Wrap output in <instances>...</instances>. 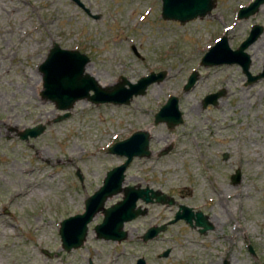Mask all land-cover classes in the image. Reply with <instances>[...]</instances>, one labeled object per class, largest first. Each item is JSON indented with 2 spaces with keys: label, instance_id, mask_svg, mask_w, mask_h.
<instances>
[{
  "label": "rangeland",
  "instance_id": "obj_1",
  "mask_svg": "<svg viewBox=\"0 0 264 264\" xmlns=\"http://www.w3.org/2000/svg\"><path fill=\"white\" fill-rule=\"evenodd\" d=\"M250 1L215 0L208 14L179 23L160 17V0H0V264H134L137 257L145 264H264V77L248 84L236 63L199 64L221 35L234 49L259 24L262 32L244 51L250 74L261 70L264 3L236 16ZM53 42L83 53L84 72L101 87L120 76L133 83L151 71L165 74L127 104L78 99L56 120L63 111L41 97L38 71ZM192 70L197 78L183 90ZM217 90L216 101L203 106ZM169 95L182 116L171 128L153 121ZM34 125L41 133L19 138ZM136 130L148 132L149 153L131 159L122 185L148 187L173 202L137 200L144 212L124 223L119 241L96 237L99 211L82 243L65 251L60 220L83 211L105 172L124 161L108 147ZM179 204L200 211L211 228L201 233L193 222H170Z\"/></svg>",
  "mask_w": 264,
  "mask_h": 264
},
{
  "label": "water",
  "instance_id": "obj_2",
  "mask_svg": "<svg viewBox=\"0 0 264 264\" xmlns=\"http://www.w3.org/2000/svg\"><path fill=\"white\" fill-rule=\"evenodd\" d=\"M214 2L215 0H161L160 16L165 20L184 23L208 14L213 8ZM263 3L264 0L250 1L246 6L238 9L237 17L245 18L252 15ZM261 32V25L254 24L250 26L247 36L234 49L228 46L226 36H221L201 56L200 65L206 67L236 63L245 75L246 83L248 84L264 77V64L258 73L250 74L248 71L250 58L244 51ZM87 62L88 58L78 50L60 48L57 43L53 42L45 58L38 65V71L41 76V97L52 102L55 108L63 111L56 116V120L65 118L68 115L67 110L78 99H87L94 104H127L132 96L143 94L150 83L160 81L165 74L164 71L150 72L145 76L139 77L133 83L120 76L117 83L105 88L101 87L93 77L84 72V66ZM196 78L197 74L193 70L187 76L183 90H188L192 87ZM220 94L221 91L219 90L206 94L202 99V105L213 104ZM153 121L155 123L163 122L167 128L182 123L176 96L169 95L167 97L165 102L154 113ZM42 129V125H34L24 128L18 135L21 139H26L28 136L35 137L41 133ZM148 140L147 131L137 130L128 137L114 142L108 148L110 153L123 156L124 161L106 171L101 185L85 198L82 212L69 215L60 220L58 235L62 249L68 251L82 243L87 232V224L99 211L102 214V218L93 227L96 237L104 240L119 241L126 236V232L123 229L124 223L144 212L139 206H136L137 200H141L144 203L171 204L173 202L170 197L160 191L152 190L148 187L122 185L124 170L131 159L148 155ZM238 179L239 171L236 169L230 175V181L233 183L234 181L237 182ZM119 192L122 194L120 200L104 207L105 200ZM178 219H182L189 225H192L193 220V225L198 227V231L201 233L211 228L206 217L200 211L193 212L186 205H178L177 211L170 222ZM164 227V224L148 227L141 235V239L146 241L153 238ZM166 254L167 251L165 250L160 256H165ZM134 264H145V260L143 257H138ZM220 264L229 263L228 260L222 259Z\"/></svg>",
  "mask_w": 264,
  "mask_h": 264
},
{
  "label": "bare ground",
  "instance_id": "obj_3",
  "mask_svg": "<svg viewBox=\"0 0 264 264\" xmlns=\"http://www.w3.org/2000/svg\"><path fill=\"white\" fill-rule=\"evenodd\" d=\"M86 66V65H85ZM84 69H85V67H84ZM87 69V68H86ZM192 103V102H191ZM195 105V104H194ZM192 107H194L193 105H192ZM195 110V109H194ZM222 191V190H221ZM223 198V197H222ZM221 198V199H222ZM217 202H219L220 204H218V205H221L222 204V202H221V200H220V198L218 199V201ZM219 214V213H218Z\"/></svg>",
  "mask_w": 264,
  "mask_h": 264
}]
</instances>
